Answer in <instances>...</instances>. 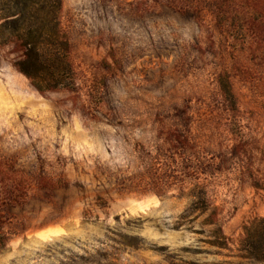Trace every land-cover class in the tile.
Returning <instances> with one entry per match:
<instances>
[{
	"label": "rangeland",
	"instance_id": "1",
	"mask_svg": "<svg viewBox=\"0 0 264 264\" xmlns=\"http://www.w3.org/2000/svg\"><path fill=\"white\" fill-rule=\"evenodd\" d=\"M60 29L70 88L0 50V264H264V0H61Z\"/></svg>",
	"mask_w": 264,
	"mask_h": 264
},
{
	"label": "trees",
	"instance_id": "2",
	"mask_svg": "<svg viewBox=\"0 0 264 264\" xmlns=\"http://www.w3.org/2000/svg\"><path fill=\"white\" fill-rule=\"evenodd\" d=\"M61 0H0V50L39 93L70 88V47L60 29ZM225 92L228 90L224 88ZM244 258L264 262V219L244 227ZM0 235V249L3 246Z\"/></svg>",
	"mask_w": 264,
	"mask_h": 264
}]
</instances>
